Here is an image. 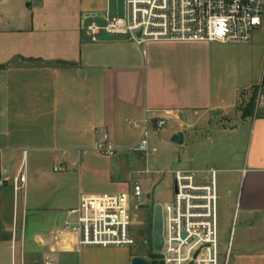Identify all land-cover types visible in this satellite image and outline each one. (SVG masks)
Here are the masks:
<instances>
[{
    "label": "crops",
    "instance_id": "0c3cea01",
    "mask_svg": "<svg viewBox=\"0 0 264 264\" xmlns=\"http://www.w3.org/2000/svg\"><path fill=\"white\" fill-rule=\"evenodd\" d=\"M97 18H110L108 0H0V264H131L136 254L58 229L84 195L129 193L123 153L95 150L101 133L126 147L169 109L160 140L189 151L179 168H216L237 217L228 264H264V84H233L223 43L93 41Z\"/></svg>",
    "mask_w": 264,
    "mask_h": 264
},
{
    "label": "built area",
    "instance_id": "2783aa9c",
    "mask_svg": "<svg viewBox=\"0 0 264 264\" xmlns=\"http://www.w3.org/2000/svg\"><path fill=\"white\" fill-rule=\"evenodd\" d=\"M262 26L264 0H126L124 17L106 18L101 23L92 20L87 29L93 41L107 33L128 36L139 44L146 40L227 44L252 42L254 32ZM177 112L169 109L155 120L147 119L140 140L126 147L117 146L108 132H102L95 150L112 157L128 151L148 157L150 129H162ZM145 171L153 172L149 167ZM172 173L174 196L162 204L164 244L155 252L157 259L164 264H221L218 170L178 168ZM24 181L25 176L18 174L15 188ZM135 193H142L140 184ZM135 225L130 193L84 195L58 232L78 230L80 246H130L136 243ZM230 252L231 242L224 264H228Z\"/></svg>",
    "mask_w": 264,
    "mask_h": 264
},
{
    "label": "rangeland",
    "instance_id": "374dc122",
    "mask_svg": "<svg viewBox=\"0 0 264 264\" xmlns=\"http://www.w3.org/2000/svg\"><path fill=\"white\" fill-rule=\"evenodd\" d=\"M109 17H124L126 0H108ZM101 23V19L97 18ZM91 22V20L89 21ZM88 22V23H89ZM226 56L224 63L225 76L241 87H248L258 84L255 88L262 90L264 84V26L257 29L253 34V41L250 43H227L220 45ZM254 89H251L244 97L241 104L242 108L252 103ZM173 125L172 120H168L166 125L160 130L150 129L151 150L148 156H142L135 151L123 153L122 171L126 173L129 182L131 196V208L135 217L136 225L132 227L136 243L130 246H111L113 254L120 255L118 248L125 249L130 253L142 255L151 262H155L156 253L154 250L153 238V214L150 208L139 207L148 203L152 206L170 201L174 196V173L172 170L182 167L179 158L185 159L189 156V151L181 148H170L159 138V134ZM158 139H157V137ZM142 156V157H140ZM142 158V159H141ZM147 162L152 170H160L161 173H147ZM196 165V164H195ZM189 167V166H188ZM138 177V178H136ZM140 180L143 186L140 195L135 193V180ZM219 241L223 254L221 264H224V255L227 252L229 243L231 246L232 227L237 223L234 211L226 205L223 195L219 199ZM111 253V255L113 256ZM158 260V259H157ZM160 264V262H159ZM164 264V262H163Z\"/></svg>",
    "mask_w": 264,
    "mask_h": 264
},
{
    "label": "water",
    "instance_id": "95a60500",
    "mask_svg": "<svg viewBox=\"0 0 264 264\" xmlns=\"http://www.w3.org/2000/svg\"><path fill=\"white\" fill-rule=\"evenodd\" d=\"M141 34L139 33L138 36ZM117 37L114 35H109L107 33H103L100 36V40H114ZM173 140L177 143L183 142V134L178 133L173 137ZM140 207L142 208H150L151 205L148 203L142 204ZM154 220H153V238H154V250L155 252H160L163 248L164 244V237H163V210H162V204L158 203L155 204V210H154ZM131 264H152V262L142 256V255H136L132 257Z\"/></svg>",
    "mask_w": 264,
    "mask_h": 264
},
{
    "label": "trees",
    "instance_id": "16d2710c",
    "mask_svg": "<svg viewBox=\"0 0 264 264\" xmlns=\"http://www.w3.org/2000/svg\"><path fill=\"white\" fill-rule=\"evenodd\" d=\"M255 97H256V94H254V96H253V99H255ZM252 99V100H253ZM251 105H252V103L250 104V105H247V107L246 108H244V115L246 116L247 114H249V113H251ZM156 260H155V262H152V264H159V262H160V264H163V262H161V261H159V260H157V258H158V255L156 254Z\"/></svg>",
    "mask_w": 264,
    "mask_h": 264
},
{
    "label": "flooded vegetation",
    "instance_id": "af4514ba",
    "mask_svg": "<svg viewBox=\"0 0 264 264\" xmlns=\"http://www.w3.org/2000/svg\"><path fill=\"white\" fill-rule=\"evenodd\" d=\"M150 209L152 210V214H153V220H154V210H155V205L154 206H152V207H150ZM162 210H163V208H162Z\"/></svg>",
    "mask_w": 264,
    "mask_h": 264
}]
</instances>
